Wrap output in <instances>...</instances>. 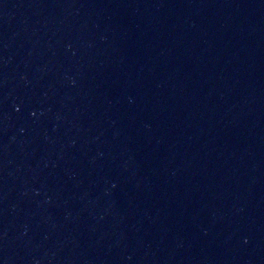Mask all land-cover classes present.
Listing matches in <instances>:
<instances>
[{"label":"water","instance_id":"water-1","mask_svg":"<svg viewBox=\"0 0 264 264\" xmlns=\"http://www.w3.org/2000/svg\"><path fill=\"white\" fill-rule=\"evenodd\" d=\"M0 250L264 264V0H0Z\"/></svg>","mask_w":264,"mask_h":264}]
</instances>
